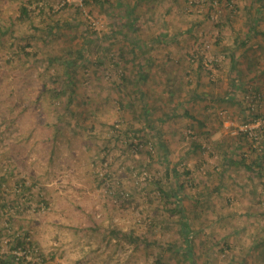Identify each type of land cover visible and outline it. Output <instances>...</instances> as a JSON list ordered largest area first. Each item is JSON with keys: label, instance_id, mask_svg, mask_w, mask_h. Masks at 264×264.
<instances>
[{"label": "rangeland", "instance_id": "rangeland-1", "mask_svg": "<svg viewBox=\"0 0 264 264\" xmlns=\"http://www.w3.org/2000/svg\"><path fill=\"white\" fill-rule=\"evenodd\" d=\"M156 258L264 264V0H0V264Z\"/></svg>", "mask_w": 264, "mask_h": 264}, {"label": "trees", "instance_id": "trees-1", "mask_svg": "<svg viewBox=\"0 0 264 264\" xmlns=\"http://www.w3.org/2000/svg\"><path fill=\"white\" fill-rule=\"evenodd\" d=\"M251 30H254V28L251 27ZM256 94H259V93H258V92H253V93H252L253 97L256 96ZM254 100H255V99H254ZM259 100H260V98H259ZM242 160H243V161H240V164H241L243 167H245L246 169H249L250 167L248 166V164H245V163H244V159H242ZM253 164L258 165V161H254ZM27 237H28V236H27ZM25 239H26L25 236H24L23 240H21V239L18 238V239H17V243H16V245H17V246L21 245V246L23 247L24 250H27V249H29V247H32V242H31L30 239H29L28 241H25ZM155 263H156V264H166V263L160 262L158 258L155 259ZM20 264H22V262H21Z\"/></svg>", "mask_w": 264, "mask_h": 264}, {"label": "built area", "instance_id": "built-area-1", "mask_svg": "<svg viewBox=\"0 0 264 264\" xmlns=\"http://www.w3.org/2000/svg\"><path fill=\"white\" fill-rule=\"evenodd\" d=\"M259 97H260V95L259 94H256V96H254V97H251V102H253V103H251V104H254L255 102H256V100H258L259 99ZM255 99V100H254ZM255 101V102H254Z\"/></svg>", "mask_w": 264, "mask_h": 264}]
</instances>
